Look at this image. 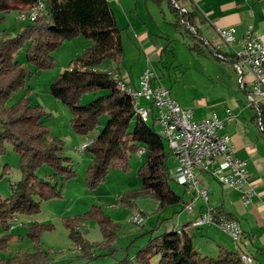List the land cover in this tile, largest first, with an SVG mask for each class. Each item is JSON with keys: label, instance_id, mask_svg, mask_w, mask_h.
I'll list each match as a JSON object with an SVG mask.
<instances>
[{"label": "trees", "instance_id": "16d2710c", "mask_svg": "<svg viewBox=\"0 0 264 264\" xmlns=\"http://www.w3.org/2000/svg\"><path fill=\"white\" fill-rule=\"evenodd\" d=\"M45 13L26 27L21 33L0 36V159L6 155V145L10 144L19 155V168L22 180L11 185V195H0V223L6 235L0 239V252L5 250L13 239L10 234V220L18 216H31L41 210L44 202L60 198L64 184L76 175L73 159L65 154L66 144L58 137L49 139L45 119L50 118L44 108L34 105L31 98L23 96L17 103L8 107L12 94L24 88L32 72L16 60V55L26 50V60L37 70H49L54 65L53 53L67 40L84 37L93 41V46L85 50L50 85L49 94L69 107L72 113L71 125L74 131L89 138L101 125V118L108 117L103 129L97 133L93 143L83 152L91 158L87 169V184L97 188L111 169L129 170L131 155L144 148L145 162L138 170L141 178V191L122 197L123 205L133 207L132 200L140 195L150 196L159 203L160 211L174 207L185 209L186 189L176 192L169 165L170 151L167 143L157 129L138 118L134 111V100L130 94L121 90L120 68L124 64L125 49L122 39L123 30L118 26L109 0H42ZM161 5L164 0H152ZM169 11L175 16L177 28L185 29L194 43L189 47L193 53L201 54L202 47L215 54L216 58L226 61L236 60L235 55L225 54L212 48L194 32L195 16L185 13L175 6L173 0H166ZM38 0H0V14L18 11L27 14L36 6ZM169 45L164 49L167 52ZM114 64L116 69L110 67ZM125 83V82H124ZM244 90L247 86H239ZM246 91V89H245ZM92 92H104L88 104L82 98ZM262 123V122H261ZM46 167L44 176L38 173ZM6 164L4 171L8 169ZM4 174H0V181ZM175 183V182H174ZM216 220H238L233 214L220 208L214 209ZM143 214V213H142ZM144 216V214H143ZM83 223H96L102 233L101 250L116 242V226L106 215L103 208L93 205L90 211L73 219H66L65 226L70 238L78 245L85 246L84 237L77 230ZM194 224L188 223L179 229H169L158 233L159 228L141 230V238H147L133 258L128 255L114 259L111 264H244L241 254L220 248L216 257L203 256L194 247ZM44 230L51 227L37 223L29 228L28 236L39 239ZM103 255H97L100 259ZM0 264H6L0 261ZM7 264H49L43 253L24 255Z\"/></svg>", "mask_w": 264, "mask_h": 264}, {"label": "rangeland", "instance_id": "374dc122", "mask_svg": "<svg viewBox=\"0 0 264 264\" xmlns=\"http://www.w3.org/2000/svg\"><path fill=\"white\" fill-rule=\"evenodd\" d=\"M19 15L18 11H12L6 15L0 14V36L7 33L13 37L21 33L29 25H32L29 21H20ZM260 22V30H263L264 18ZM187 36H189L188 40L193 44V38L189 34ZM123 42L127 44L125 37ZM180 43H182V46L176 43V49H169L166 54L170 61L167 66L170 70L168 71L163 67L157 70L160 75L163 73L162 76L165 82L162 83L171 87L174 96L177 93L180 94L190 105H192L191 102L193 101L212 103L217 98L219 88H223L221 87L223 82L228 81L231 74L236 80L237 74L234 73L233 66L218 61L208 54H192L191 51L184 47L185 43L181 41ZM219 43L223 42L220 41ZM93 44L92 40L81 36L65 41L53 53L54 65L49 70H37L34 65L28 63L24 53L25 49L16 55V60L24 65L28 71L32 72V76L24 88L12 94L7 106L14 105L25 95L31 98L34 105L42 106L50 114V118L43 121L50 132L48 135L49 139L58 137L65 142V154L73 159L72 163H74L76 175L65 182L60 198L42 203L39 213L17 217L19 226L12 232L13 239L8 243L6 249L0 252V261L3 263L7 264L24 255L43 253L47 256L49 264H111L114 259L122 260L127 255L133 258L136 252L145 245L147 238H141L134 244L133 248L130 247L141 236L140 229L144 231L157 229L158 227V233H163L179 224L181 225L179 227H183L186 224L184 218L190 217L187 207L183 210L181 207H174L160 211L158 201L146 195H140L136 200H132L134 203L133 207L128 204H122L121 199L126 194L141 191L142 182L138 175V170L145 162V158L139 153L131 155L130 168L127 172L123 169H111L106 180L97 188L92 189L88 186L87 169L91 163V158L87 153L82 152V146L88 139L93 140L109 119L107 116H103L100 119L101 125L99 129L90 133L88 139L78 135L71 125L72 113L69 107L53 98L49 94V88L53 81L69 67V64L82 55L86 49L92 47ZM176 53L178 56L177 60H175ZM125 55L124 64L120 68L122 79H127L126 76L130 74L132 76L138 74L141 69L138 56L134 55L131 49H128ZM173 60H175V63L171 66ZM124 82L125 84L127 83L125 80ZM237 84V81L236 85L235 83L233 84L235 92L238 91ZM103 94L105 93H88L82 98V102L88 104ZM172 98L174 97L172 96ZM6 148V155L0 159V174H4V178L0 181V195L3 198L11 195V185L22 180V173L18 165L20 157L13 151L10 144H7ZM168 159L171 171L175 170L177 167L175 158L170 155ZM6 164L9 168L4 171ZM46 170L48 169L44 167L38 174L44 176ZM171 187L178 193H182L185 190L184 187L174 182ZM93 205L101 206L116 226V242L104 250L100 248L103 236L96 223H83L77 229L87 243L86 250H84L85 246L78 245L70 238V232L65 226L66 219H73L76 216L85 214L91 210ZM137 214L140 216L139 220H142L140 224L134 223V217ZM34 223L44 227H51V230H44L40 234L37 242L28 236L29 228ZM204 229L194 230L197 238L200 234L205 235ZM3 235L5 236L6 233L0 223V239ZM214 236L219 243L228 244L230 251L236 252L235 250L241 246L240 244L237 246V242H234L221 229H216ZM207 247L209 248V253H212L207 256L216 257L215 245L209 242ZM242 249L245 251L249 250L248 247H242ZM97 255L103 256L100 259H96ZM259 258L256 264H260ZM157 261L158 258L154 259L153 264H157Z\"/></svg>", "mask_w": 264, "mask_h": 264}, {"label": "crops", "instance_id": "0c3cea01", "mask_svg": "<svg viewBox=\"0 0 264 264\" xmlns=\"http://www.w3.org/2000/svg\"><path fill=\"white\" fill-rule=\"evenodd\" d=\"M109 1L118 26L123 30L122 39L125 37L127 41V44L123 42L125 54L128 49H131L133 54L138 56L141 64L138 74L126 76L127 79H124L127 82L126 84L138 88L141 74L146 69H152L157 76L155 83L162 84L165 88L167 87L174 97L173 99L183 108L193 109L197 120L216 115L226 122L225 132L231 136L235 144L234 155L236 158L247 162L251 185L256 194L254 198L252 197L251 203L245 205L240 192L229 189L226 185L223 186L213 175L208 173H202L199 176L200 186L208 191V205L210 207L213 209L220 208L226 213L233 214L240 226H242L244 235L236 244L241 246L235 251H238L239 254L251 256L254 260L253 264H256L258 257H260V264H264V131L262 132L258 126L261 121L264 129L263 98H252L251 100L256 102L258 107L252 105L248 99L249 88H245V91V89L242 90L239 87L235 60L222 61L216 58L215 54L206 49L205 46L202 47L203 52L201 54H208L218 61L231 64L234 73L237 74L236 80L231 74L229 80L223 82V86H221L223 88H219L217 98L212 103L193 101L191 102L192 105H190L180 94L177 93L174 96L171 87L162 83L165 82L162 71V75H160L157 70L161 67L166 68L168 71L170 70L167 67L170 61L166 54L169 49H176V43H179L180 46H182L180 41L185 43L184 47L188 51H190L189 47L193 44L188 40L189 36L183 33L185 29L181 31L180 28L175 26L176 19L169 11L167 1L164 0L161 5L154 3L152 0ZM173 2L181 11L184 10L183 12L192 13L195 16L194 32H199L205 44H209L219 52L233 56L235 51L240 48L237 44H235L234 48L227 47L220 37V30L235 28V31H237L236 36L240 40L250 26L259 34H264V29L260 30V21L264 18V0H173ZM220 41L223 43H219ZM168 44H170L169 49L164 52ZM192 54L194 53L192 52ZM177 59L176 53L175 60ZM175 60L171 62V66L174 65ZM110 67L116 69L114 64H110ZM120 77L122 79L121 74ZM236 81L238 82L237 92L233 90L235 89L233 84L235 83L236 85ZM228 112L233 114L234 121L227 122ZM186 197L187 204L193 203V211L190 213L189 218H184V221L186 224H194L206 212L207 205L200 198L197 199L196 196H193L188 190H186ZM179 226L181 225H176L171 229L181 228ZM199 228H205V235L200 234L198 238L195 235L194 247L203 256L212 254L209 253V248L207 247L209 242L215 245L217 255L220 248L228 249V244L219 243L215 239L214 231L219 228L214 225ZM197 241L198 243H196ZM242 247H248L249 250L245 251Z\"/></svg>", "mask_w": 264, "mask_h": 264}, {"label": "built area", "instance_id": "2783aa9c", "mask_svg": "<svg viewBox=\"0 0 264 264\" xmlns=\"http://www.w3.org/2000/svg\"><path fill=\"white\" fill-rule=\"evenodd\" d=\"M45 9V3L38 0L31 12L19 15V20L34 23L45 13ZM235 30L223 29L219 34L227 47L234 48L235 44L240 46L234 53L238 82L240 86L249 88L248 99L252 105L258 107L251 99L259 97L264 100V34H259L250 26L240 40ZM156 79L155 71L146 69L139 78L138 88L129 86L124 81L120 82V88L132 96L138 118L153 125L167 143L170 154L177 162L176 169L171 171L174 182L207 205L206 212L194 226L199 228L214 225L234 242H238L244 235L242 226L235 220H216L214 209L208 205V191L200 186L199 176L202 173L213 175L223 186L240 192L244 204L247 205L256 194L251 185L247 162L235 157V144L225 132V121L216 115L197 120L194 111L183 108L172 98L167 87L155 83ZM232 121L234 116L228 112L227 122ZM258 126L263 132L261 121ZM92 143L93 140L88 139L82 146V152ZM144 151L142 148L139 154L143 155ZM186 207L189 213L193 211V203ZM139 217L138 214L134 217V223H141ZM18 222V218H11L10 233L19 226ZM241 259L244 264L254 263L253 258L246 254H241Z\"/></svg>", "mask_w": 264, "mask_h": 264}, {"label": "water", "instance_id": "95a60500", "mask_svg": "<svg viewBox=\"0 0 264 264\" xmlns=\"http://www.w3.org/2000/svg\"><path fill=\"white\" fill-rule=\"evenodd\" d=\"M182 11H184V10H182Z\"/></svg>", "mask_w": 264, "mask_h": 264}]
</instances>
